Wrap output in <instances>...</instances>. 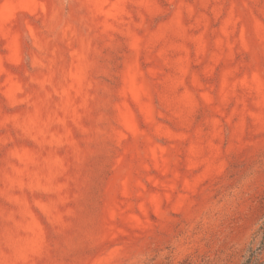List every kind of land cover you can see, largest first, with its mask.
I'll list each match as a JSON object with an SVG mask.
<instances>
[{"label": "rangeland", "instance_id": "obj_1", "mask_svg": "<svg viewBox=\"0 0 264 264\" xmlns=\"http://www.w3.org/2000/svg\"><path fill=\"white\" fill-rule=\"evenodd\" d=\"M264 217V0H0V264H240Z\"/></svg>", "mask_w": 264, "mask_h": 264}, {"label": "trees", "instance_id": "obj_2", "mask_svg": "<svg viewBox=\"0 0 264 264\" xmlns=\"http://www.w3.org/2000/svg\"><path fill=\"white\" fill-rule=\"evenodd\" d=\"M240 264H264V217L254 233Z\"/></svg>", "mask_w": 264, "mask_h": 264}]
</instances>
